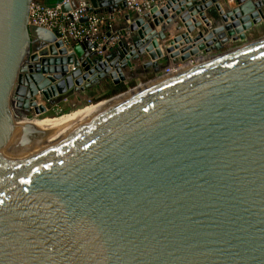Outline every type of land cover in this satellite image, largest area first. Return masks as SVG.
I'll return each instance as SVG.
<instances>
[{
  "label": "water",
  "instance_id": "water-1",
  "mask_svg": "<svg viewBox=\"0 0 264 264\" xmlns=\"http://www.w3.org/2000/svg\"><path fill=\"white\" fill-rule=\"evenodd\" d=\"M34 1L0 0V264H264V0H86L108 19L81 40L31 24ZM147 74L9 156L45 132L18 117Z\"/></svg>",
  "mask_w": 264,
  "mask_h": 264
},
{
  "label": "built area",
  "instance_id": "built-area-1",
  "mask_svg": "<svg viewBox=\"0 0 264 264\" xmlns=\"http://www.w3.org/2000/svg\"><path fill=\"white\" fill-rule=\"evenodd\" d=\"M76 1L77 6L69 12H64L62 6L66 3ZM164 0H128L130 8L142 11L149 8L153 3L163 2ZM86 0H62L54 5L44 2L34 1L30 6V23L56 31L61 37L70 36L74 40H81L86 35L98 33L107 24V18L97 13H89ZM88 16V21L81 20ZM64 22L66 23L64 25ZM198 59L189 60L176 66L166 68L158 75V78L179 71L198 63ZM183 68V69H184Z\"/></svg>",
  "mask_w": 264,
  "mask_h": 264
},
{
  "label": "bare ground",
  "instance_id": "bare-ground-1",
  "mask_svg": "<svg viewBox=\"0 0 264 264\" xmlns=\"http://www.w3.org/2000/svg\"><path fill=\"white\" fill-rule=\"evenodd\" d=\"M198 60H199L198 61V63H199V62L203 61L204 59L199 58ZM183 68H180V70ZM153 83L154 82L150 81L148 83L139 85L134 89H130L126 93H123L121 95H117V96H115L109 100H106V101H104L98 105H95V108L93 110L88 111L84 115H82L80 117L74 116L73 119H69L68 121H65L64 123H59V124H55V125H41L39 123H36L35 118L31 119V120H27L26 118H19L18 117L17 120H21V122H28L29 121L35 127H37L40 130H43L45 132H44V134L39 135V138L36 141H34L33 145H31L28 148H25L22 151H18L15 153L11 150L10 151L8 150L9 156L12 155V156L18 157L20 155L25 154L27 151H29L33 147L42 146V145L56 139L57 137H59L63 134H66L67 132H70L71 130L75 129L76 127H79V126L83 125L84 123H86V122L92 120L93 118L97 117L98 115H100L101 113H103L104 111H106L107 109L112 107L113 105L119 103L120 101H123V100L129 98L130 96L137 93L138 91H140L144 87H147ZM47 118L50 119L49 117H46L43 119L47 120ZM51 119H54V118H51Z\"/></svg>",
  "mask_w": 264,
  "mask_h": 264
},
{
  "label": "rangeland",
  "instance_id": "rangeland-1",
  "mask_svg": "<svg viewBox=\"0 0 264 264\" xmlns=\"http://www.w3.org/2000/svg\"><path fill=\"white\" fill-rule=\"evenodd\" d=\"M264 36V26L262 28H259L256 32H252L250 34V39L254 40V39H258ZM243 42L240 43H235L232 44L231 47H233L234 45H238L241 44ZM154 78L153 74H147V75H143L139 78H135V79H130L129 81L125 82L126 84H130V82H134L135 86H139L142 84L147 83L148 81L152 80ZM109 84H102L101 86H98L96 89L100 90L99 92H97L93 97H87L84 100H80V101H76V102H70V98L73 96H70L67 100L65 99L63 101V103L59 104L56 108H54L53 111H51L49 114H45L43 116H41L40 118H35L36 123H39L41 125H55V124H59V123H64L65 121H68L69 119H73L74 118V114L76 112L82 111V110H86L87 108L91 107L90 111L93 110L95 108V105H98L106 100H109V98L113 97H104V95L107 92V87ZM133 87L128 88L127 90L132 89ZM118 95V94H116ZM115 95V96H116ZM98 100V101H96ZM49 117L50 119L47 118ZM54 118V119H51ZM38 124V125H39Z\"/></svg>",
  "mask_w": 264,
  "mask_h": 264
},
{
  "label": "trees",
  "instance_id": "trees-1",
  "mask_svg": "<svg viewBox=\"0 0 264 264\" xmlns=\"http://www.w3.org/2000/svg\"><path fill=\"white\" fill-rule=\"evenodd\" d=\"M60 0H47L46 4L48 5H54L56 3H58ZM135 86V83L134 82H130V84H126V83H120L118 85H114V84H109L108 87L106 88L107 89V92L106 94L104 95V97H111V96H114L116 94H119V93H123L125 91H127L128 88L130 87H134ZM98 101V100H96ZM91 107L87 108L86 110H82V111H79V112H76V113H73L76 117H80L82 115H84L85 113H87L88 111H90Z\"/></svg>",
  "mask_w": 264,
  "mask_h": 264
},
{
  "label": "crops",
  "instance_id": "crops-1",
  "mask_svg": "<svg viewBox=\"0 0 264 264\" xmlns=\"http://www.w3.org/2000/svg\"><path fill=\"white\" fill-rule=\"evenodd\" d=\"M39 1H42V2H44V3H46L47 2V0H39ZM102 15V14H101ZM106 18L108 17V16H106V15H104ZM108 19V18H107ZM66 23L64 22V25H65ZM107 25V24H106ZM106 25L104 26V27H106ZM104 41H106V39H104V40H101V42L103 43ZM172 67V66H171ZM98 87V86H97ZM97 87H95L94 89H92V90H90L89 92H85V93H83V94H75V95H73L71 98H70V102H76V101H80V100H84L85 98H87V97H93L97 92H99L100 90H98V89H96Z\"/></svg>",
  "mask_w": 264,
  "mask_h": 264
}]
</instances>
